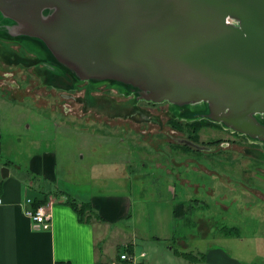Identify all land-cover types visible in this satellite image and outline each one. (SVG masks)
Segmentation results:
<instances>
[{"label": "rangeland", "instance_id": "1", "mask_svg": "<svg viewBox=\"0 0 264 264\" xmlns=\"http://www.w3.org/2000/svg\"><path fill=\"white\" fill-rule=\"evenodd\" d=\"M9 31L0 30L5 159L11 150L24 161L37 141L58 152L59 172L76 170L78 187L128 193L132 221L119 226L141 249L199 254L224 245L234 257L264 262L263 140L204 115V101L155 102L109 78L74 76L73 87L69 74L56 75L63 71L45 46ZM180 203L186 212L176 216Z\"/></svg>", "mask_w": 264, "mask_h": 264}, {"label": "water", "instance_id": "2", "mask_svg": "<svg viewBox=\"0 0 264 264\" xmlns=\"http://www.w3.org/2000/svg\"><path fill=\"white\" fill-rule=\"evenodd\" d=\"M0 18L73 87L109 78L155 102L204 101V115L264 141V0H0Z\"/></svg>", "mask_w": 264, "mask_h": 264}, {"label": "crops", "instance_id": "3", "mask_svg": "<svg viewBox=\"0 0 264 264\" xmlns=\"http://www.w3.org/2000/svg\"><path fill=\"white\" fill-rule=\"evenodd\" d=\"M2 138L0 113V264H254L234 257L224 245L210 247L205 252L206 262L177 255L173 246L162 252L153 246L141 249L127 240L128 231L123 228L132 221L131 195L96 191L92 183L86 189L78 187L76 170L68 167L59 172L58 152L37 146V141L24 161L13 160L11 150L6 151L5 159ZM4 167L9 170L6 177ZM70 197L89 202L103 219L81 221L67 202ZM27 198L44 200L41 205H46L52 216L49 229L36 226L26 213L35 208ZM126 250L133 259H121Z\"/></svg>", "mask_w": 264, "mask_h": 264}, {"label": "trees", "instance_id": "4", "mask_svg": "<svg viewBox=\"0 0 264 264\" xmlns=\"http://www.w3.org/2000/svg\"><path fill=\"white\" fill-rule=\"evenodd\" d=\"M200 121H204V119L194 120L192 122H189V124L192 125V123H196V124L199 125L201 123ZM67 202L77 211L79 219L81 221H83V222H90L94 218L103 219L92 208V206H91V204L89 202H81L80 203L74 197L68 198ZM43 203H44V200H37V201H34L33 206L36 208V207H38L39 205H41ZM184 206L185 205L183 203H180V204L177 205V207H175L174 213L176 214V216L183 215L186 212ZM87 212H88V214H87ZM86 214H87V216H86ZM175 253L177 255L183 256L186 259H189L191 261L206 262V254H205V252L196 254L193 251H185V250H181V249L175 248ZM254 264H258V263H254Z\"/></svg>", "mask_w": 264, "mask_h": 264}, {"label": "built area", "instance_id": "5", "mask_svg": "<svg viewBox=\"0 0 264 264\" xmlns=\"http://www.w3.org/2000/svg\"><path fill=\"white\" fill-rule=\"evenodd\" d=\"M27 202L33 203L32 198H27ZM26 213L34 220L36 226H39L43 229H49L52 223L51 213L46 208V205H39L36 208H31L26 210ZM121 259L123 260H131L133 256L126 250L120 254ZM60 264H71L69 262H63Z\"/></svg>", "mask_w": 264, "mask_h": 264}, {"label": "bare ground", "instance_id": "6", "mask_svg": "<svg viewBox=\"0 0 264 264\" xmlns=\"http://www.w3.org/2000/svg\"><path fill=\"white\" fill-rule=\"evenodd\" d=\"M192 109L191 108H189V109H187V114H190V115H196V114H200L201 113V111H199V110H197V111H191Z\"/></svg>", "mask_w": 264, "mask_h": 264}]
</instances>
